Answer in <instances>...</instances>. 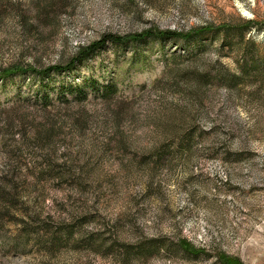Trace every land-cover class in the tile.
Here are the masks:
<instances>
[{
  "label": "rangeland",
  "instance_id": "rangeland-1",
  "mask_svg": "<svg viewBox=\"0 0 264 264\" xmlns=\"http://www.w3.org/2000/svg\"><path fill=\"white\" fill-rule=\"evenodd\" d=\"M0 264H264V0H0Z\"/></svg>",
  "mask_w": 264,
  "mask_h": 264
},
{
  "label": "trees",
  "instance_id": "trees-1",
  "mask_svg": "<svg viewBox=\"0 0 264 264\" xmlns=\"http://www.w3.org/2000/svg\"><path fill=\"white\" fill-rule=\"evenodd\" d=\"M255 23H249V27L252 28V25H254ZM227 31H230V29H227ZM208 32H212V31H208ZM206 32H202L200 33V38H203V34H205ZM195 35H181L178 33H162V34H153V33H147L145 36H141L138 39H136L134 42H136L137 44L142 43L144 41H147V39L149 38H156L158 40H177V39H190V38H194ZM128 42H131L130 39H123V38H119L117 36H107L105 37L101 42H99L98 44H93L92 46L83 49L81 52H79L77 54L76 59H74L72 61V63L68 66V67H63V66H57L54 67L52 69H49L47 72H45V75H50L52 72H54V74H66V73H70V72H74L75 67H76V63H83L86 62L90 57H92L95 53H97V50L106 47L108 44H112V45H126L128 44ZM133 42V41H132ZM14 72V71H13ZM17 72L19 73L20 71H15L14 74L17 75ZM10 73V72H9ZM41 77H43L42 75H40ZM50 80V79H49ZM115 87H111L107 92L108 94L114 93L115 91ZM78 94V98L83 100L85 98L86 100V95H83V98H81V94L82 91H77L75 92ZM44 101L48 102L49 101V97L44 98ZM66 104H70V101L68 99H65L63 101Z\"/></svg>",
  "mask_w": 264,
  "mask_h": 264
}]
</instances>
